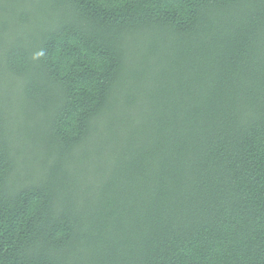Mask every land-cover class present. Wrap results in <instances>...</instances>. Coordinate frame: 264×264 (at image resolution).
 I'll return each instance as SVG.
<instances>
[{"label":"trees","instance_id":"obj_1","mask_svg":"<svg viewBox=\"0 0 264 264\" xmlns=\"http://www.w3.org/2000/svg\"><path fill=\"white\" fill-rule=\"evenodd\" d=\"M0 264H264V0H0Z\"/></svg>","mask_w":264,"mask_h":264}]
</instances>
